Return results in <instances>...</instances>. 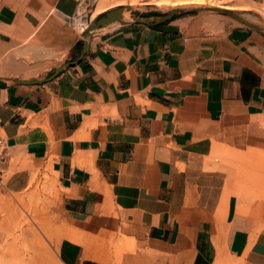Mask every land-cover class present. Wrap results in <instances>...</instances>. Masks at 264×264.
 Returning a JSON list of instances; mask_svg holds the SVG:
<instances>
[{
  "label": "crops",
  "instance_id": "1",
  "mask_svg": "<svg viewBox=\"0 0 264 264\" xmlns=\"http://www.w3.org/2000/svg\"><path fill=\"white\" fill-rule=\"evenodd\" d=\"M79 1L0 0L3 191L54 181L60 264H264V197L217 158L264 155V34L199 10L135 20L176 8L153 7L83 50Z\"/></svg>",
  "mask_w": 264,
  "mask_h": 264
},
{
  "label": "rangeland",
  "instance_id": "2",
  "mask_svg": "<svg viewBox=\"0 0 264 264\" xmlns=\"http://www.w3.org/2000/svg\"><path fill=\"white\" fill-rule=\"evenodd\" d=\"M174 2V0H169ZM156 4L153 0H134L132 3L122 2L127 10L124 14L132 16L136 11L156 9L167 11L174 7H209L220 6L232 8L264 29V0H189L187 2ZM95 3V2H94ZM93 3V7H94ZM99 7L97 4L94 9ZM93 9V8H92ZM91 9V10H92ZM94 10V19L103 11ZM213 16H227V13L212 9H202ZM90 12V11H89ZM98 13V14H97ZM239 21V20H238ZM241 21V20H240ZM243 22V21H242ZM85 17L78 21L79 26L85 25ZM217 158L229 166L233 188L238 192V182L242 181V189L248 195L251 191L256 196L264 197V188L260 185L247 184L255 177L264 176V155L254 152L220 154ZM246 166V167H244ZM239 178H241L239 180ZM33 182L20 192H0V264H60L53 247V230L61 220L60 192L47 173L38 175ZM258 189V190H257ZM37 191V195H30ZM261 193V194H260ZM49 226V237L47 227Z\"/></svg>",
  "mask_w": 264,
  "mask_h": 264
},
{
  "label": "water",
  "instance_id": "3",
  "mask_svg": "<svg viewBox=\"0 0 264 264\" xmlns=\"http://www.w3.org/2000/svg\"><path fill=\"white\" fill-rule=\"evenodd\" d=\"M125 6L123 4L111 7L109 9L104 10L102 13H100L94 21H92L87 28L84 31V36H85V40L83 42V50L86 49L87 45H88V41H89V37L91 36L93 30L101 25H104L106 23L112 22V21H126V19L123 18V11H124ZM202 9H212L218 12H223V13H227L229 15H231L232 17L239 19L243 22H245L246 24H249L253 27H255L257 30H259L261 33L264 34V29L260 28L258 26H256L255 24H253L252 22H250L249 20H247L246 18H244L242 15L236 13L235 11L232 10V8H228V7H220V6H209V7H176L174 9H172L171 11L160 15L159 17H155V18H143L142 16H137L135 18V20H140V21H148V19H159V20H165L169 17H171L173 15V13L175 12H181V11H195V10H202ZM72 61H67L65 63H63L62 65L57 66L52 75H54L55 73H57L64 65H69ZM17 80H22V79H17ZM24 81H31V80H24Z\"/></svg>",
  "mask_w": 264,
  "mask_h": 264
},
{
  "label": "built area",
  "instance_id": "4",
  "mask_svg": "<svg viewBox=\"0 0 264 264\" xmlns=\"http://www.w3.org/2000/svg\"><path fill=\"white\" fill-rule=\"evenodd\" d=\"M93 3H94V0H80L78 3V6L76 7L75 12L71 15L72 22H75V17L79 15H84L86 25L88 23L90 24L91 20L96 16V15H93V11H94V7L92 6ZM79 5H81L80 9H79ZM86 28L87 27L83 28L82 31H84ZM6 152H7L6 139L0 133V192H2L5 189L4 168L2 166V162L5 159Z\"/></svg>",
  "mask_w": 264,
  "mask_h": 264
},
{
  "label": "bare ground",
  "instance_id": "5",
  "mask_svg": "<svg viewBox=\"0 0 264 264\" xmlns=\"http://www.w3.org/2000/svg\"><path fill=\"white\" fill-rule=\"evenodd\" d=\"M154 2L156 3V4H163V3H170L171 1H169V0H154ZM171 3H176L175 1L174 2H171ZM81 8V5H79V9ZM78 9V10H79ZM81 17H83L84 18V15H79V16H77V17H75V22H77L78 23V21L81 19ZM123 18H125V19H127L128 18V15L127 14H124V11H123ZM89 24V23H88ZM88 24L86 25H83V26H81V28L83 29V28H85V27H87L88 26Z\"/></svg>",
  "mask_w": 264,
  "mask_h": 264
}]
</instances>
